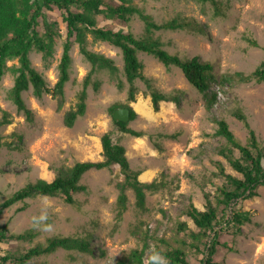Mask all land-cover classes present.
Masks as SVG:
<instances>
[{"label": "rangeland", "instance_id": "1", "mask_svg": "<svg viewBox=\"0 0 264 264\" xmlns=\"http://www.w3.org/2000/svg\"><path fill=\"white\" fill-rule=\"evenodd\" d=\"M131 2L151 14L157 22L177 15L196 20L203 30H157L154 35L171 53H178L182 57L200 55L210 60L218 76L234 71L248 74L264 59V0H218L224 15H215L214 5L209 1ZM61 13L56 7L46 11V22L52 23L59 32L51 52L45 56L43 51L33 48L29 53L32 66L43 74L49 87L58 79V63L67 35ZM96 18L99 26L130 30L136 35L144 31V23L137 15L127 22L107 19L103 15ZM39 21L37 29L43 34V20L40 18ZM247 37L256 39L259 46L251 45ZM86 39L91 50L113 58L118 70L112 74L108 68L96 69L92 79L99 82V87L95 89L93 83L88 86L85 113L78 116L71 127L64 125L63 113L75 104L83 77L91 68V63L79 51L76 41L70 49L69 80L64 87L65 102L60 110L51 93L45 92L38 98L31 86L22 93L25 103L33 112V119L27 120L9 98L14 73L8 69L0 78V120L9 121L0 125L3 141L0 148V202L38 178L53 179L58 167L71 166L75 161L102 159L100 138L107 131L111 132L114 142L125 146L131 167L142 172L139 179L156 181L162 186L154 191H146L145 210L135 206L134 193L128 189L127 210L117 221L115 183L122 178L119 166L113 165L112 170L90 169L81 178V183L86 184L88 190L74 194L80 202L79 206L66 203L61 196L38 194L25 199L28 204L23 210L18 208L24 202L4 208L0 222L8 223L11 232L33 227L32 217L39 214L42 201L47 197L53 205L49 209L48 221L53 225V230H39L34 241H43L57 233L89 235L91 238L92 253L60 248L35 257L27 264H115L131 249L141 247L142 241L132 232L134 226L140 223H143L142 229H148L151 234L165 239L164 242H150V248L143 257L145 262L153 248L179 246L186 251L190 264H203L207 251L202 244L199 250L191 244L193 239L189 232L197 228L187 215L186 208L192 202L204 209V191L209 192L211 199L215 200L217 187L225 184L218 163L223 165L225 172L241 177V173L234 170L228 159L219 153V149L228 143L224 137L215 134L217 124L213 117L225 118L233 133L246 144L248 130L233 115L235 108H241L264 147V81L235 80L222 88L214 83L212 89L218 90L219 99L212 110H206L203 94L185 78L180 68L174 65L166 67L153 55L138 51V57L144 63L143 73L152 79L155 86L166 93L179 89L182 95L180 105L162 101L156 111L150 96L143 94L146 89L144 82L136 79L135 84L139 88L136 100L144 98L151 107V117L147 118L135 109V101L127 100L128 83L120 48L94 38L91 33L86 34ZM17 63L16 58L7 61L8 66ZM118 79L124 83L122 88L117 86ZM115 102L133 106L137 115L128 125L143 131L144 135L136 137L117 128L109 109ZM163 107L166 108L164 112L161 110ZM138 141L139 148H131ZM233 155H240L236 148ZM257 190L256 196L238 202L239 206L252 212V220L242 226V233L233 234L231 230H224L220 234L221 244L214 255L219 264H264V185ZM179 223L186 226L181 228ZM34 241L10 239L0 242V254H8L17 248L23 250Z\"/></svg>", "mask_w": 264, "mask_h": 264}, {"label": "trees", "instance_id": "2", "mask_svg": "<svg viewBox=\"0 0 264 264\" xmlns=\"http://www.w3.org/2000/svg\"><path fill=\"white\" fill-rule=\"evenodd\" d=\"M199 1L211 2L214 5L215 15H224L225 12L221 9L218 0ZM54 7L62 12L67 35L58 63V79L52 87H49L43 74L32 66L29 53L33 48L43 51L45 56L51 52L55 37L59 32L53 28L52 23H47L45 19L46 11L52 10ZM97 15L124 22L131 20L133 15H137L144 23V31L141 35H136L130 30L123 31L108 26H99ZM40 18L43 20V34H40L37 29ZM167 29H189L193 31L203 30V27L196 20L181 15L157 22L151 14L132 3L131 0H118V2L115 0H0V78L8 69L14 73V82L9 90V98L27 120L33 119V112L25 103L22 93L31 86L33 94L38 98L42 97L45 92L51 93L57 100V109L60 110L65 102L64 87L69 80L70 49L72 43L76 41L79 51L91 63V68L83 77L82 86L76 94L75 104L63 113V123L67 127L73 126L78 116L85 113L88 86L93 83L95 89H98L99 82L92 79L96 69L98 67L108 68L112 74L118 70L113 58L91 50L87 46V33H91L96 39L107 41L120 48L123 57V71L128 83V102L136 101L139 88L135 84V80L140 79L146 86L143 94L150 96L152 107L156 111L159 110L162 101H172L180 105L181 90L177 89L170 93L159 90L152 79L143 73L144 63L139 59L138 51L153 55L166 67L174 65L180 68L185 78L203 94L206 110H212L219 99L218 90L212 89L214 83L222 88L235 80L239 82L264 81V59L248 74L234 71L233 73L224 72L218 76L215 73L214 64L210 60L204 59L200 55L182 57L178 53H171L164 48L162 40L155 36L154 32ZM246 39L251 45L259 46L256 39L252 37ZM262 48L264 50V45ZM14 58L17 59L18 63L8 66L7 61ZM123 85V81L118 79V88H122ZM119 106L130 108V121L136 117L137 112L130 103H113L109 107L111 114ZM233 115L242 121L248 130L246 144H243L233 133L225 118L213 117V120L217 124L215 134L224 137L228 143L219 149V153L228 159L234 170L241 173V177L225 172L223 165L218 163L219 173L224 176L225 184L217 187L215 200L211 199L209 192L204 191V209L198 208L192 202L186 208L187 215L197 228L196 231L190 230L189 232L193 239L191 244L198 250L202 244L207 251L203 264H219L214 259V255L217 246L221 244L220 234L224 230H231L233 234L242 233V226L252 220V212L239 206V200L256 196L258 187L264 185V147L260 144L243 110L237 107L233 111ZM113 121L122 132L136 137L144 135L143 131L130 127L129 122L114 119ZM3 122L9 121L7 119L5 121L0 120V125ZM171 136L174 137L173 134ZM100 141L102 159L75 161L71 166L58 167L51 180L38 178L27 183L0 202V215L4 208L16 202H24L18 210L25 209L28 204L25 199L35 197L38 194L61 196L66 203L79 206L80 202L74 197V194L88 190V186L81 183L82 175L90 169L109 168L112 170L113 165H118L122 174V178L115 183L117 221L122 218L123 213L127 210L128 189L134 193L135 206L140 210H145L146 191L157 190L162 184L139 179L141 171L131 167L125 146L119 142H114L110 131L103 133ZM2 146L3 141L0 133V148ZM234 148L240 153L238 157L233 155ZM142 225L143 223H140L132 229V232L142 241L141 247L131 249L115 264H147L148 260L145 262L143 257L150 248V242L152 240L165 241L164 238L151 234L148 229H142ZM179 226L182 228L186 224L179 223ZM39 233V230L34 227L11 232L8 223L0 222V242L10 239L32 242ZM60 248L87 253L93 252L89 235L57 233L46 237L43 241L36 240L23 250L17 248L8 254H0V264H27L35 257L53 253ZM156 249L167 257L170 264H190L186 251L179 246H171L165 249L157 247Z\"/></svg>", "mask_w": 264, "mask_h": 264}, {"label": "clouds", "instance_id": "3", "mask_svg": "<svg viewBox=\"0 0 264 264\" xmlns=\"http://www.w3.org/2000/svg\"><path fill=\"white\" fill-rule=\"evenodd\" d=\"M52 207V202L45 197L42 201V208L39 214L32 217V225L34 228L45 232L53 230V225L48 222L50 219L49 209ZM147 264H170V262L160 251L153 248L148 257Z\"/></svg>", "mask_w": 264, "mask_h": 264}, {"label": "bare ground", "instance_id": "4", "mask_svg": "<svg viewBox=\"0 0 264 264\" xmlns=\"http://www.w3.org/2000/svg\"><path fill=\"white\" fill-rule=\"evenodd\" d=\"M135 109L142 114L143 116L150 118L151 117V107L150 105L147 103V101L144 98H139L135 101ZM161 110L166 111V108L163 107ZM140 141H138V143H136L135 145H133L131 148L134 149H138L139 148V143ZM142 143V141H141ZM150 172V171H146L145 173ZM140 175H142V172L140 173Z\"/></svg>", "mask_w": 264, "mask_h": 264}, {"label": "water", "instance_id": "5", "mask_svg": "<svg viewBox=\"0 0 264 264\" xmlns=\"http://www.w3.org/2000/svg\"><path fill=\"white\" fill-rule=\"evenodd\" d=\"M112 117L116 121L130 122V108L125 106L116 107L112 112Z\"/></svg>", "mask_w": 264, "mask_h": 264}]
</instances>
